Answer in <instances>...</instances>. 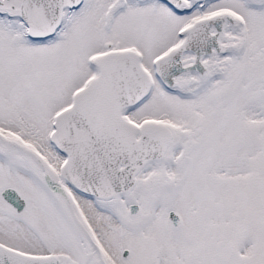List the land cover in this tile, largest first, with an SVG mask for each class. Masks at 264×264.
Masks as SVG:
<instances>
[{
  "label": "snow or ice",
  "instance_id": "snow-or-ice-1",
  "mask_svg": "<svg viewBox=\"0 0 264 264\" xmlns=\"http://www.w3.org/2000/svg\"><path fill=\"white\" fill-rule=\"evenodd\" d=\"M0 264H264V0H0Z\"/></svg>",
  "mask_w": 264,
  "mask_h": 264
}]
</instances>
